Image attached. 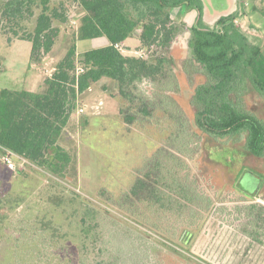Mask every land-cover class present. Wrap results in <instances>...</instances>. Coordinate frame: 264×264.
Listing matches in <instances>:
<instances>
[{
	"label": "trees",
	"instance_id": "16d2710c",
	"mask_svg": "<svg viewBox=\"0 0 264 264\" xmlns=\"http://www.w3.org/2000/svg\"><path fill=\"white\" fill-rule=\"evenodd\" d=\"M70 6L79 8L77 45L83 40L102 42L80 52L72 43L51 75L44 78L41 91L0 88V154L11 151L34 167L73 182L74 158L60 138L79 97L108 79L115 86L113 96L119 99L123 122L162 138V145L137 170L122 206L157 227L160 224L150 214L157 219L166 213L175 216L180 222L171 227L185 233L182 240H186L191 232L188 228H198L211 212L210 180L218 185L214 195L223 186L220 176L202 171L206 168L203 159L198 158L200 166L194 169L187 163L186 159L194 162L199 141L207 139L203 134L213 130L220 135L244 136L250 151L264 146V121L254 112L251 98L254 93L264 95V50L234 24L236 15L223 16L213 26L201 24L199 0H0V34L8 44L29 41L30 64H40L54 49ZM180 6L194 9L196 22L177 24L170 10ZM253 9L264 15L263 3ZM136 30L139 44L154 49L147 58L125 54L115 46L134 36ZM184 31L188 58L178 41ZM159 49L165 54L158 55ZM87 207L80 209L76 219L82 224L80 232L94 233L96 240L91 246L84 243L76 256L52 251L64 264H107V247L100 243L106 229L101 221L110 220L109 216L105 210ZM238 212L252 228L254 234L250 235L264 238V203L239 207ZM34 223L43 231L41 242L46 239L53 249L60 227L46 217L36 218ZM168 230L173 234V229ZM122 233L130 237L129 232ZM146 247L151 248V242L136 246L133 252L143 256L132 264L150 262L153 255L144 251Z\"/></svg>",
	"mask_w": 264,
	"mask_h": 264
},
{
	"label": "rangeland",
	"instance_id": "374dc122",
	"mask_svg": "<svg viewBox=\"0 0 264 264\" xmlns=\"http://www.w3.org/2000/svg\"><path fill=\"white\" fill-rule=\"evenodd\" d=\"M199 1L201 24L213 26L223 16L236 15L234 24L264 50V15L253 9L255 6L260 8L262 3L264 5V0ZM186 9L184 6L171 8L172 18L177 24L190 26L196 22V11ZM70 10L51 52L57 59L72 43L78 44L75 33L79 8L70 6ZM137 34L138 30L124 41V47L130 51L123 53L134 55L135 49L143 47ZM187 35L184 31L178 37L186 58L190 56ZM101 42L100 39L83 40L77 45V50L80 52L83 46L95 47ZM30 47V42L26 40H14L8 44L0 34V88L43 90V80L47 76L45 70L48 68L46 60L30 64ZM152 53L154 49L149 56ZM157 54L163 55L165 51L159 49ZM30 75L37 78L33 84L25 79ZM115 92L114 84L105 82L102 86L93 85L91 90L79 97V105L86 109L81 114L74 111L60 138V143L74 158L76 170L73 182H66L29 162L13 170L0 159V264H64L58 256L53 257L52 251L60 256L66 253L76 256L84 243L85 247L91 246L96 240L94 233L84 235L80 232L82 224L76 219V214L86 206L97 211L105 210L109 219L119 226V230L115 231L110 226V220L101 221L106 223L104 241L100 244L107 247V264L140 261L142 253H134L133 250L137 251L136 246L143 242L152 244L151 248L144 250L153 255L146 264H172L175 263L173 261L178 264H264V238H256V233L250 235L254 234L252 228L246 224L244 214L238 212L239 207L264 203L261 196L245 197L239 191L221 189L214 195L218 185L212 178L210 185L213 188L208 187L207 191L213 198L211 212L198 228H188L191 232L186 240H182L185 233L181 234L179 229L171 227L180 222L175 216L169 217L166 213V216L157 219L150 214L151 220L160 224L157 227L143 215L124 209L122 205L127 203L125 194L133 185L137 170L162 145V138L140 131L134 127L135 124H125L119 115V99L113 96ZM251 98L255 101L259 97L254 93ZM100 101L102 105L96 110L95 106ZM254 110L264 121V108L261 110L257 106ZM208 150L211 159L223 162V156L218 151L213 147H208ZM228 152L236 154L232 150ZM193 157L194 162L186 159L191 169L200 166L198 154ZM202 171L207 173L206 168ZM229 172L237 174L236 162L229 166ZM244 187L252 189L250 185L245 184ZM79 202L85 205H78ZM41 217L51 219L52 225L60 227L53 239V249L46 245V239L41 242L43 231H38L34 223L36 218ZM34 226L37 227L36 232ZM110 227L112 230H109ZM167 227L173 229V234L166 231ZM122 230L129 232L130 237L123 235Z\"/></svg>",
	"mask_w": 264,
	"mask_h": 264
},
{
	"label": "flooded vegetation",
	"instance_id": "af4514ba",
	"mask_svg": "<svg viewBox=\"0 0 264 264\" xmlns=\"http://www.w3.org/2000/svg\"><path fill=\"white\" fill-rule=\"evenodd\" d=\"M263 96L264 95H258L259 98L255 101L253 99L254 105H252V107L255 108L260 106V109L263 110ZM256 111L257 110H254L259 120L262 121L260 113ZM198 125L199 124H197V127ZM203 136H206L207 139L202 143L199 141L200 145L196 153L203 159L208 172H211L212 175L220 176L223 181V186H220L218 189L223 191H239L245 195V197H254L258 195L264 198V146H257L254 151H250L246 146V139L244 136L235 137L220 135L213 130L203 134ZM208 147H213L214 150L218 151L223 156V162L211 159ZM229 150H232L236 154L229 153ZM235 162L238 165V172L235 175H231L229 166ZM245 184L248 186L250 185V187L255 189V192L249 193L245 190Z\"/></svg>",
	"mask_w": 264,
	"mask_h": 264
},
{
	"label": "built area",
	"instance_id": "2783aa9c",
	"mask_svg": "<svg viewBox=\"0 0 264 264\" xmlns=\"http://www.w3.org/2000/svg\"><path fill=\"white\" fill-rule=\"evenodd\" d=\"M72 23H75V21L71 20ZM115 46L122 50V52H127L130 50H126L122 48V45L119 43H116ZM135 56L147 58L149 57V54L151 53V49L147 47H140L138 49H135L133 51ZM79 70V68L77 69ZM48 73V72H47ZM52 72L48 73V76L51 75ZM102 105V101H100L96 106L95 109L98 110L100 106ZM85 106H80L79 103L76 106L75 114H81L85 111ZM0 159L6 164V166L10 169L16 170L17 168H21L25 162H28L25 158L11 152L6 151L5 153L0 154Z\"/></svg>",
	"mask_w": 264,
	"mask_h": 264
},
{
	"label": "crops",
	"instance_id": "0c3cea01",
	"mask_svg": "<svg viewBox=\"0 0 264 264\" xmlns=\"http://www.w3.org/2000/svg\"><path fill=\"white\" fill-rule=\"evenodd\" d=\"M195 17H196V16H195ZM195 19H196V18H195ZM122 45L125 46L124 41H123ZM89 47H92V46H89ZM83 48H87V46H83ZM51 52H52V51H51ZM51 52H50L48 55H46V56L43 58V60L41 61V62H43V61L46 60V65H47L48 68H47L45 71H47L48 73H49V72H53V70H54V65H55L56 61L58 60L57 58H54V56L52 55ZM48 59L50 60V62L48 61ZM53 60H54V61H53ZM47 62H48V63H47ZM48 73H47V76H48ZM26 78H27V82H29L30 84H33V82L37 81V78H36L35 75H30V76L25 77V79H26ZM105 82H110V81H108V79H102V80H100L96 85H98V86H102V84H104ZM89 90H91V87L89 88ZM89 90H88V91H89ZM33 91H35V90H33Z\"/></svg>",
	"mask_w": 264,
	"mask_h": 264
},
{
	"label": "water",
	"instance_id": "95a60500",
	"mask_svg": "<svg viewBox=\"0 0 264 264\" xmlns=\"http://www.w3.org/2000/svg\"><path fill=\"white\" fill-rule=\"evenodd\" d=\"M244 189H245V187H244ZM245 190H247L249 193H254L255 192V189H251V188H246Z\"/></svg>",
	"mask_w": 264,
	"mask_h": 264
}]
</instances>
